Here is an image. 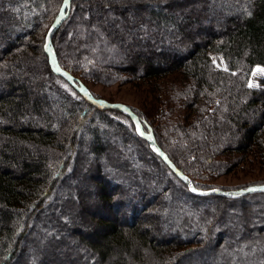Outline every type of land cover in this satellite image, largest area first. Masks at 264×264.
<instances>
[{
  "label": "trees",
  "instance_id": "1",
  "mask_svg": "<svg viewBox=\"0 0 264 264\" xmlns=\"http://www.w3.org/2000/svg\"><path fill=\"white\" fill-rule=\"evenodd\" d=\"M62 3L0 0V264H55L50 259L68 243L75 255H65L61 264H264V208L253 213L251 207L239 222L229 214L236 206L245 211L252 199L264 202V193L240 199L192 195L129 117L93 108L52 73L36 33ZM146 6L154 10L144 23ZM138 22L148 28L141 38L145 53L134 52L141 40L130 43L126 32ZM118 43H130L129 49ZM52 45L60 66L78 79L80 68L105 50L107 62L98 60L102 67L91 73L100 81L117 83L118 75L125 76L149 86L165 104L181 96L178 106L188 113L182 128L176 125L167 138L154 136L189 178L187 173L200 174L197 166L228 171L232 164L215 160L229 153L226 158L240 156L239 164L264 166V87L249 86L254 69H264V0H73ZM136 114L153 127L149 115ZM86 187L101 192L93 214H100L102 203H124L128 226L102 218L108 232L97 238L104 229L88 232L83 217L71 222L72 201H81ZM162 225L174 230L161 236ZM117 248L126 256L111 262Z\"/></svg>",
  "mask_w": 264,
  "mask_h": 264
},
{
  "label": "rangeland",
  "instance_id": "2",
  "mask_svg": "<svg viewBox=\"0 0 264 264\" xmlns=\"http://www.w3.org/2000/svg\"><path fill=\"white\" fill-rule=\"evenodd\" d=\"M72 3H73V1H72ZM108 6L109 5H103L104 8L108 7ZM125 6H127V5H124V7ZM148 7L149 6L142 8L141 18L144 21V23L146 21L145 18L148 15V11L153 9V8H148ZM60 9H61V5H57L53 15L49 18V20L45 23V25H42L41 28H39V30H37L36 38L38 40L42 41L44 39V43H45V35H46L48 29L50 28V26L52 25V23L54 22V20L58 17V13H59ZM179 13H180V10H179ZM125 15H127V14H125ZM131 17L134 18L133 15L128 16L129 21H130ZM115 20H116V18H115ZM91 21L93 23L101 22V21H99V22L96 21L95 17H92ZM144 23L141 24V22H138L137 23L138 25H136L138 27L133 25L134 27L132 29H130L129 32H128V30L126 31L127 36L128 37L131 36V38H132V39L128 38L130 43H132L131 41H134L137 37H139L141 40V42L137 43V47L134 48L135 53H145V51H146L145 49H147L146 47L142 46L146 41L141 39L142 36L147 38L145 35H148V32L146 33V30L148 28L144 25ZM126 32L122 30L121 34H124ZM37 34H38V36H37ZM130 43H126V44L118 43V44L125 46L127 49H129ZM96 45L98 46V43H96ZM102 48H103V46H102ZM98 51H99V49H98ZM101 53L102 54H99L97 59L104 64L107 62L106 61L107 57L105 55L106 51L103 50V51H101ZM212 58H213L214 63L216 64V66H218L219 68H223V61L220 57L212 55ZM98 60H96V62H95V60H89L84 66H82L80 68V71L83 70L84 72L82 74L76 75L79 77V79L80 78L82 79L84 85L86 87H88V89L91 91L92 95H94L98 99H103V100H106L110 103L125 104V105L129 106L130 108H132L133 111L134 110H135V112L137 111L136 113H145L146 116L149 115V116H147L149 118L148 120L152 123L154 128L150 124H149V126L147 124H145L144 128H145V131H147V128L150 131V128H151L153 134L156 133L158 135V133H159V134H162V136L164 138H167V134L173 133V131H174L173 128L176 125L180 124L181 128H182V126H183V124H181L182 119L185 115H188V113H187V109L185 108V106H183L181 108L178 106V101L181 99V96L175 97V99L172 98L173 100L171 102L167 103V104L174 106V107H171V106H167V104H165V103H161L160 101H158L159 99L152 97L151 93H149V86L146 87V86H144V84L141 86H138V84H136L134 82H129V80H127V77H125V76L118 75L117 79H120V80L119 81L117 80L118 81L117 83H112L111 81H100L103 78L97 79L96 77L91 75V73L95 67H99V66L102 67L101 64H99L97 66V64L100 63ZM260 69H263V68L256 67L254 69L252 79L249 82V86L251 85L252 88L264 87V84H261L262 80L264 79V71H260ZM102 70H104V69H102ZM105 74L107 75V72ZM105 74H103V75H105ZM165 88L168 89V85L165 86ZM169 90H172V89L169 88ZM172 93H173V91H172ZM158 96H160V90H159ZM161 96L163 99L167 98L166 94L162 93V92H161ZM162 109H166L168 111L172 110V112L169 114L167 111V112L161 113V115H158L162 111ZM164 114H166V115L162 116ZM177 120H180V121H177ZM155 140H156V137H155ZM156 142H157V140H156ZM112 154L115 158V154L113 152H112ZM230 155H233V154L229 153L228 155H225L223 158L215 160V162H217V163L221 160L225 163L232 164V165H230V168L228 169V171H226V170L214 171L212 169L204 168L203 166H197V170H199V173H200L199 175L196 176V175L187 173L188 175H190L193 178V183H194L195 187L197 189L203 190V191L213 190V189H218L221 191H238V190H247L248 188H252V187L264 186V166H257V165L247 166V164H245L246 161H244L245 163H243V164H239L238 162L241 161L240 156H238V155L232 156L231 159L226 158ZM88 158H89V156H86L87 162L89 161ZM200 159L202 160L203 157H201ZM84 181H85L84 185H91V183L96 184L94 180H92L91 182H90V180H87V181L84 180ZM69 185L71 186V188H73L72 184H69ZM72 190L74 192V188ZM84 192H85V194L79 198V200H81V201H79V202H77L75 200L72 201V212L73 213L71 214V222H73V221H75V223H77V221L82 222V219H84L83 222H85V224H86L85 226L87 228L86 230L88 232H92L93 228H96L99 230L104 229V230H101L94 235L97 238L100 235L102 237L103 235H105L108 232L107 228H105L104 226L99 224L102 218L104 221H108V223H112V222L116 223V221H114V218H118V221H119L121 227L128 226V223H130L129 219H128L130 209L126 210V208H127L126 204L122 203L121 206L116 208L115 201L112 202V207H111V205L106 207L105 203H102L104 209L101 208L100 214L98 215L96 213V215H95V214H93L92 210L97 211V208L99 206H96L97 205L96 203H98V200H101V196H100L101 192L96 189L94 191V193H92L91 189H88L87 187H86V190H84ZM179 198L181 199V197H179ZM255 200H257V199L250 200L249 201L250 203L248 202L249 203L248 206L243 207V209H245V211H243V212L239 209L240 206L234 207L236 209H229V214L231 215L232 219L234 221L239 222V221H241V219L243 220L246 217L248 218L249 217V211H250L251 207H253L251 209H254L253 213H256L259 207L261 208V210H263L264 202H260L258 199L257 200L258 202H256L257 204L255 203V205H254L253 203ZM82 201H83V203L85 202V208L83 206ZM109 207H111V208L109 209ZM202 209H204V208H202ZM208 211H209V213L210 212L213 213L214 208L209 207ZM124 212H126L125 216H124ZM182 213L187 214V215L199 214L197 212L196 213L193 212L192 210H184V209H182ZM202 213H203V211L200 210V215H202ZM104 214H105V217H103ZM239 215H241L242 217L238 218ZM81 217H83V218L81 219ZM231 217L227 214L226 215L224 214V218L226 219V222H230ZM194 218H195V216H194ZM140 221H142V219ZM140 221H139V224H140ZM211 228H213V227H211ZM152 229H154L152 231H155L154 226ZM173 230H174V226H170V227H167L166 229H164V225H162L160 235L161 236H162V234L165 235L166 233L173 231ZM74 235H75V238H73V239H74V241H76V239H77L76 236L78 235L77 232L73 233V236ZM152 236H155V234H152ZM68 244L59 247L60 251L59 250L57 251V253H59V254L56 255V260L50 259V258L49 259L54 261L55 264H61V262H63V259L66 257L65 255H69L72 253V252L70 253L68 250V246H69ZM64 250H65V253H61V251H64ZM66 251H67V253H66ZM123 252L124 251L120 248L119 249L117 248L116 250H114L113 256L110 258V260L112 259L111 262L116 261L117 256H119L120 254H123V256H126L125 253H123ZM60 254H63V256H61ZM72 255H75V254L72 253ZM194 260L195 259H190L189 264L192 263Z\"/></svg>",
  "mask_w": 264,
  "mask_h": 264
},
{
  "label": "water",
  "instance_id": "3",
  "mask_svg": "<svg viewBox=\"0 0 264 264\" xmlns=\"http://www.w3.org/2000/svg\"><path fill=\"white\" fill-rule=\"evenodd\" d=\"M72 1L73 0H68L67 6H65V0H63L58 17L55 19V21L50 26V28L48 29L45 35L44 52L48 56L49 66L51 68L52 73L62 78L64 81H66L93 108L100 111L115 110L129 117L135 126L137 135L148 143L150 150L168 166V168L176 175V177L188 188L189 192L192 195L198 197L220 196L229 199H240L250 194L264 193V191H253V192H249L246 190L221 191L218 189L203 191L197 189L193 181L187 175L182 173L175 166V164L169 159L168 155L158 146L152 130L150 129V131L148 132L145 131L144 124L142 123L138 115L129 106L122 103H110L106 100L96 98L94 95H92L88 87H86L80 81V79L73 76L70 72L64 70L60 66L56 54V50L52 45V40L54 34L61 27V25L67 20L71 12ZM57 68L59 69V71L56 70ZM125 109H127V111H125ZM252 188L259 189V188H264V186L252 187Z\"/></svg>",
  "mask_w": 264,
  "mask_h": 264
},
{
  "label": "snow or ice",
  "instance_id": "4",
  "mask_svg": "<svg viewBox=\"0 0 264 264\" xmlns=\"http://www.w3.org/2000/svg\"><path fill=\"white\" fill-rule=\"evenodd\" d=\"M116 2H118V3L119 2H124V0H116ZM67 3H68V0H65V6H67ZM56 70L59 71L58 68ZM260 71H264V69H260ZM125 111H127V109H125ZM141 134H143V133H141ZM149 139H150V137H149ZM246 191H249V192H253V191H264V188H259V189H257V188H248Z\"/></svg>",
  "mask_w": 264,
  "mask_h": 264
}]
</instances>
